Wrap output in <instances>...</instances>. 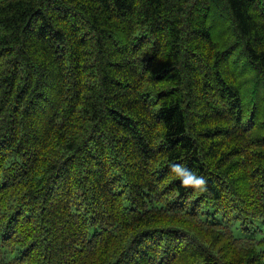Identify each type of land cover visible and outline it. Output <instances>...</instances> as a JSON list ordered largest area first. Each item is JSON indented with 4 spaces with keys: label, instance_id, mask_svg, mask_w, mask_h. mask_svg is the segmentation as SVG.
<instances>
[{
    "label": "trees",
    "instance_id": "trees-1",
    "mask_svg": "<svg viewBox=\"0 0 264 264\" xmlns=\"http://www.w3.org/2000/svg\"><path fill=\"white\" fill-rule=\"evenodd\" d=\"M0 264H264V0H0Z\"/></svg>",
    "mask_w": 264,
    "mask_h": 264
},
{
    "label": "clouds",
    "instance_id": "clouds-1",
    "mask_svg": "<svg viewBox=\"0 0 264 264\" xmlns=\"http://www.w3.org/2000/svg\"><path fill=\"white\" fill-rule=\"evenodd\" d=\"M172 172L176 174L182 181L184 187H193L200 191H205L206 181L203 177L197 176L194 172L189 171L182 165L173 164L171 166Z\"/></svg>",
    "mask_w": 264,
    "mask_h": 264
},
{
    "label": "rangeland",
    "instance_id": "rangeland-1",
    "mask_svg": "<svg viewBox=\"0 0 264 264\" xmlns=\"http://www.w3.org/2000/svg\"><path fill=\"white\" fill-rule=\"evenodd\" d=\"M16 255H17V253L9 252L8 253V258H12V257H14Z\"/></svg>",
    "mask_w": 264,
    "mask_h": 264
}]
</instances>
